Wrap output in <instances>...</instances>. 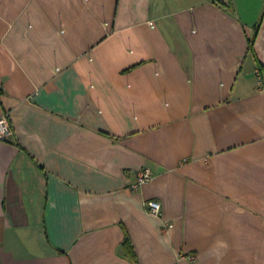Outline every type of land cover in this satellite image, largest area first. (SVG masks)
I'll list each match as a JSON object with an SVG mask.
<instances>
[{
  "label": "crops",
  "instance_id": "1",
  "mask_svg": "<svg viewBox=\"0 0 264 264\" xmlns=\"http://www.w3.org/2000/svg\"><path fill=\"white\" fill-rule=\"evenodd\" d=\"M2 115L0 264H264V0H0Z\"/></svg>",
  "mask_w": 264,
  "mask_h": 264
},
{
  "label": "built area",
  "instance_id": "2",
  "mask_svg": "<svg viewBox=\"0 0 264 264\" xmlns=\"http://www.w3.org/2000/svg\"><path fill=\"white\" fill-rule=\"evenodd\" d=\"M258 78H259V73H257ZM13 131L11 127V123L9 122L8 116L7 115H2L0 116V139H8L12 136ZM152 178V174L149 168L144 167L141 168L138 173L135 181L132 183L131 188L133 190L138 189L140 186L143 184L147 183L150 181ZM147 211L153 215V216H160L161 215V203L158 200L155 199H150L145 202ZM171 227L169 223L163 222L162 225V230L163 231H168V229ZM189 260L193 259V256H188Z\"/></svg>",
  "mask_w": 264,
  "mask_h": 264
}]
</instances>
